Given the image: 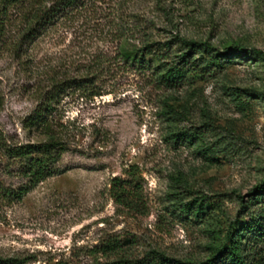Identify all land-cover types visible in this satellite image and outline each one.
Returning a JSON list of instances; mask_svg holds the SVG:
<instances>
[{
	"label": "rangeland",
	"instance_id": "obj_1",
	"mask_svg": "<svg viewBox=\"0 0 264 264\" xmlns=\"http://www.w3.org/2000/svg\"><path fill=\"white\" fill-rule=\"evenodd\" d=\"M132 3L101 0L96 14L58 25L25 53L15 48L17 21L0 35V126L10 141L38 139L22 120L53 80L91 79L102 93L72 87L56 96L70 150L55 164L59 173L22 200L0 197V257L89 264L87 249L114 236L131 257L158 250L202 261L228 235L264 221V194L256 190L264 183V58L241 49L230 62L164 88L118 61L116 29L128 20L115 15H125ZM166 4L167 15H150L152 39L178 35L220 50L237 44L264 54V0ZM171 131L192 139L173 141ZM132 164L139 169L144 212L109 193L111 178L126 177ZM26 183L17 163L0 155V186L15 190ZM241 241L249 263L264 264V226L244 231Z\"/></svg>",
	"mask_w": 264,
	"mask_h": 264
},
{
	"label": "trees",
	"instance_id": "obj_2",
	"mask_svg": "<svg viewBox=\"0 0 264 264\" xmlns=\"http://www.w3.org/2000/svg\"><path fill=\"white\" fill-rule=\"evenodd\" d=\"M98 2L101 0H0V35L4 34L7 24L17 21L20 38L15 43V48L25 53L29 44L58 25L85 17L87 13L96 14ZM122 4L119 3L117 10L123 7ZM158 13L168 14L166 0H133L125 15L122 12L115 15L121 23L124 17L128 20L124 22L126 26L122 23L116 29L115 49L119 62L140 73L147 72L152 82L164 88L179 87L194 76L208 72L210 66L230 62L235 52L241 49L244 53L264 58L262 51L247 49L243 45L241 48L237 44L220 50L213 47L210 41L188 40L178 35L165 41L154 40L151 29L155 27V23L150 15L156 17ZM174 45L179 46V49H173ZM93 84L91 79H65L61 82L53 80L51 89L45 93L42 101L22 120V128L33 132L38 138L35 141L20 144L12 142L0 126V155L9 164L17 163L18 172L27 178L26 185L15 190L0 186L1 198L20 201L39 182L59 173L55 164L63 153L70 150V142L66 140L68 132L57 115L56 96L72 87L89 91L91 96L102 95L100 91L93 90ZM168 138L188 142L192 139L181 131H171ZM124 174V178H111L110 195L116 203L144 212L138 167L132 164L124 169ZM256 190L258 194H264V183L258 185ZM263 223L257 218L244 231L260 230ZM244 231L239 229L228 235L223 244L212 246L209 256L202 261L170 257L158 250H151L142 257H131L124 249V240L114 236L88 248L86 254L92 258L89 264H250L241 241ZM21 263L22 259L19 258L0 257V264ZM54 264L70 263L57 260Z\"/></svg>",
	"mask_w": 264,
	"mask_h": 264
}]
</instances>
